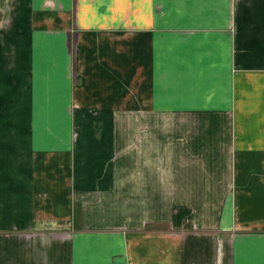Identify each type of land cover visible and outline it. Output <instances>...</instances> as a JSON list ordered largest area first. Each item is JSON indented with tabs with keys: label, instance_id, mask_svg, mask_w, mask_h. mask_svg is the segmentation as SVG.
Masks as SVG:
<instances>
[{
	"label": "crops",
	"instance_id": "crops-1",
	"mask_svg": "<svg viewBox=\"0 0 264 264\" xmlns=\"http://www.w3.org/2000/svg\"><path fill=\"white\" fill-rule=\"evenodd\" d=\"M0 264H264V0H0Z\"/></svg>",
	"mask_w": 264,
	"mask_h": 264
}]
</instances>
